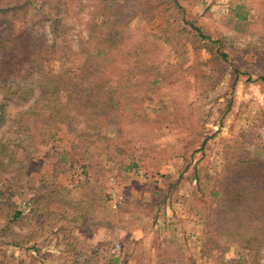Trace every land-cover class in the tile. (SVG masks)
Wrapping results in <instances>:
<instances>
[{"label":"rangeland","instance_id":"obj_1","mask_svg":"<svg viewBox=\"0 0 264 264\" xmlns=\"http://www.w3.org/2000/svg\"><path fill=\"white\" fill-rule=\"evenodd\" d=\"M45 1L57 19L68 10L60 30L74 41L65 55L51 37L58 80L81 64L73 53L104 3ZM126 1L128 30L159 38L161 74L176 83L142 106L116 91L117 114L90 124L70 92L54 97L67 111L52 120L4 93L0 264H264V220L235 202L264 188V0Z\"/></svg>","mask_w":264,"mask_h":264},{"label":"trees","instance_id":"obj_2","mask_svg":"<svg viewBox=\"0 0 264 264\" xmlns=\"http://www.w3.org/2000/svg\"><path fill=\"white\" fill-rule=\"evenodd\" d=\"M4 1L6 3L0 4V89L3 90L0 94V132L9 122L10 100L5 97L6 92L9 96H22L21 99L27 103L32 102L29 107L31 111L51 110L47 116L44 114L45 120L57 118L67 111L62 103L58 105L54 101V97L60 92H70L67 103L73 102L75 107L80 105L82 111H79V118L90 124V118L102 117L108 111L117 114L118 109L112 105L116 91L125 92L134 104L142 106L157 94L154 88H161L170 78L168 83H176L175 74H161L162 63L156 60L160 57L155 55L160 51L159 38L149 34L140 38L128 30L125 21L127 14L124 15L121 10L126 0H101L104 7L102 13L97 14L99 21L91 24L92 30L87 39L73 53V57L81 58V64L76 70L60 74L58 80L51 76L49 56L55 51V44L59 42L56 40L60 37H64V41H61V46H64L62 54L72 53L74 49V41H66L68 36L60 30V26L64 27L69 19L68 10H62L57 19L49 7L45 8L49 4L45 0L41 4L37 3L38 0ZM61 6L71 7V4L61 3ZM10 17L13 18L12 22ZM19 23H22L21 28L15 33ZM51 37L55 38L53 45ZM19 77L21 80L16 83ZM37 78L42 80L39 84L41 88L47 83L49 90L45 86L37 93L34 86ZM260 80L264 81V77ZM146 81H150V84L143 89L141 86ZM21 91L25 94L22 95ZM139 94L143 95L141 99ZM159 101L162 102L160 98ZM41 103L46 105L39 108ZM133 110L137 111V108L133 107ZM247 164L239 162L238 168ZM255 164L264 162L258 160ZM245 182L247 185L248 180ZM218 194L216 191L215 195ZM248 195L252 200L247 205L242 206L246 202L245 195H238L235 202L244 208V214L246 211L254 213L253 222L264 220V188L254 187ZM17 216L21 217L20 214Z\"/></svg>","mask_w":264,"mask_h":264}]
</instances>
